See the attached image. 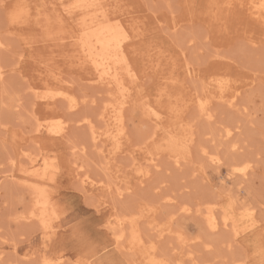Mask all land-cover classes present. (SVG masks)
Wrapping results in <instances>:
<instances>
[{
    "label": "rangeland",
    "instance_id": "1",
    "mask_svg": "<svg viewBox=\"0 0 264 264\" xmlns=\"http://www.w3.org/2000/svg\"><path fill=\"white\" fill-rule=\"evenodd\" d=\"M58 1L0 0V264H264V16L248 0H105L111 15L140 21L128 45L140 79L126 109L128 138L110 160V144L101 153L87 124L104 129L107 90L73 64L70 39L62 37L76 26ZM214 78L241 95L236 108L213 98L208 119L196 98ZM60 85L79 100L76 108L42 99L47 86ZM144 98L162 110L160 129L140 111ZM51 117L67 120L63 135L38 131V120ZM172 136L187 137L176 157L167 147ZM153 154L152 169L146 157ZM43 159L55 163L45 178ZM246 159L253 167L242 177L235 164ZM144 164L150 172L141 183L133 172ZM87 177L97 188L84 187ZM126 181L132 189L118 196L116 183ZM35 190L47 196L46 221L27 217ZM211 206L222 220L215 232L204 218ZM119 219L125 249L111 227Z\"/></svg>",
    "mask_w": 264,
    "mask_h": 264
},
{
    "label": "bare ground",
    "instance_id": "2",
    "mask_svg": "<svg viewBox=\"0 0 264 264\" xmlns=\"http://www.w3.org/2000/svg\"><path fill=\"white\" fill-rule=\"evenodd\" d=\"M69 1H70V3L68 5L64 4V0H62L60 2V4L62 6L63 12H65V14L70 19H73V21L75 22L76 33H73L70 35H65L62 37V40L63 39L64 40L70 39L67 46L70 47L69 51L71 53L69 56L71 57V60L73 61V64L75 65V67L77 69L80 68L86 72L88 71L86 73L87 74L86 79L88 81L95 82L97 85L104 86L107 90V95L105 96L106 99L101 105V107H102L101 108V117H102V121L104 122V129H100L99 127H96L91 120H88L87 124H88V128H89L90 132L92 133V136L95 140V143L98 144L99 147H101V153L106 151V149H102V143L108 142V144H110L111 148L110 149L108 148L107 157L110 155L109 159L112 160L117 153L124 151L123 143H124V140L126 137V130H125V128H126L125 127L126 109H127L128 105H132L134 107V104H132V103H134V100H135V99H133V85H134V83L137 82V80L139 79V76L135 72V69L133 68V65L131 64V62L129 60L128 45H129L130 40L136 35L135 31H136V28L138 30V25H139L138 22H140V21L135 22L134 20H131V21L126 20V19L122 18L120 14L111 15L109 13L110 11L107 8V6H109L111 4L109 2H105V0H69ZM110 1H112V0H110ZM248 2L250 4L249 8L253 9V14H256L258 16H262V15L264 16V0H248ZM128 7H130V6H128ZM130 12H132V11H130ZM138 13L136 12V14H138ZM125 16H126V14H125ZM141 16H143V15H141ZM135 17H137V16H135ZM12 18L16 21H19V19L21 18V13L20 12L14 13L12 15ZM125 18H127V17H125ZM138 18H141V17L139 16ZM177 25H179V23ZM143 26H145V24ZM177 27L178 26H176V28ZM141 36H143V35H141ZM4 40H5V38H4ZM33 41H35V40H33ZM20 43H21V41H20ZM25 43H23V44L21 43V44L24 45ZM252 44H254V43H252ZM255 44H257V43H255ZM1 45H3V42L0 39V46ZM33 45H34V43H33ZM22 49H23V47H22ZM22 51H24V50H22ZM130 55H131V53H130ZM134 55H136V54H134ZM132 56H131V58H132ZM135 58H137V57H135ZM52 62H53V60H52ZM159 64H157V65L153 64V65H155V67H152V68L150 67V68L152 70H154V68L160 67ZM189 71H190V74L193 78L198 75L193 67L190 68ZM70 75H72V74H70ZM63 76H64V73H63ZM75 76H77V75H75ZM225 77H226V75H225ZM71 79H72V77H71ZM65 80H67V79L65 78ZM80 80H82V79H80ZM168 80L170 81V83H174L177 81L175 76H173V75H171L170 79L168 78ZM224 80H226V79H224ZM224 80L215 79V80H213V82H210V83L204 82V84H202V86H203L202 87L203 89L201 90L202 98L199 97V95H198V98H196L200 102L199 105L201 108L200 111L202 113V116L204 115L208 119L213 118L214 114L212 113V111H210V108H209V104L213 100V98H218L222 103H224L225 105H227L228 107H231V108H236L239 105V97L241 95L240 88L237 87L234 91L231 92L230 83L227 81H224ZM83 81H85V80H83ZM65 82H68V81H65ZM59 84H61V83H59ZM38 93H39V90H38ZM42 97H43L42 99H47V100H52V99H55L56 97L66 99L68 104H69V108H73V109L76 108L80 103L79 100L74 95H72L62 85L57 86V87L47 86L46 91L44 92ZM145 98H147V96ZM147 100L148 99H145L144 102L142 103V109L140 111L143 110V113L145 114V116L147 115L146 117H149L152 120V122L154 121L155 127L160 129V127H158V126L160 125V123H162L161 122V119H162V112L161 111L162 110H160L158 108H154V106H152L151 103ZM139 104H138V106H139ZM56 109H57V107H56ZM138 109H140V107H138ZM140 117H142V116H140ZM149 118H148V120H149ZM55 119L56 118L51 117L49 119H45V120H47L45 122L39 119L38 120V131L41 132V131L45 130V131H47V134H50V135H63L64 131L67 128V122H66L67 120H61L59 122L58 121L55 122ZM88 119H89V117H88ZM161 129H163V128H161ZM157 132L155 131L153 134L155 135V134H157ZM232 132L233 131L231 129H229L228 131H226V133L224 135V137L226 139H228V141L231 140V138H232V134H233ZM126 138H128V135ZM186 139H187V137L180 138V137L172 136L167 147L170 148L171 153L173 154L174 157H176V155H174V154L178 153V151H180V150L182 151L183 149L187 148ZM128 141H130V140H128ZM125 142H127V141H125ZM233 144H234V142H233ZM234 145H236V144H234ZM136 153L134 155H138ZM145 153L146 152H144V154ZM24 155L28 158V161L31 160V163H37L36 158L34 159L31 155H28L27 153H24L23 157H24ZM215 155H216V153H215ZM218 157H217V159L216 158H214V159L219 161L220 159ZM146 158H148V160H149L148 166L151 165L152 169H153L152 166H157V163L155 162L156 161V155L155 154H153L151 156L149 155ZM146 158H144V159H146ZM210 160H212V159H210ZM212 161H215V160H212ZM106 163H107V165H109L111 163V161H108ZM141 163L142 162H140V164ZM176 163H179V160H176ZM43 165L44 166L42 167V170H41L42 172L40 174L43 178H45L48 174L49 169L55 167L54 166L55 163L53 164V162H51V161L49 162V161L43 159ZM145 166H146L145 164H144V166L139 165L138 167L135 168L136 171H134L135 169L132 168L134 171L133 174H135L137 172L136 175L139 178V181L141 183L144 182L145 176L147 177V175L150 172L149 169L144 168ZM252 167H253L252 161L248 160V159L240 160L237 164H235V169L241 174L242 177L247 176ZM128 173H131V172H128ZM120 174H121V172H120ZM35 176H37V175H35ZM127 176H128V174H127ZM129 176H130V174H129ZM132 177L134 178L135 175ZM126 179H127V177H126ZM93 181L90 182L88 177L81 179V182L84 185V187H86L87 183H89L92 185V188L94 189L97 187H95V184L93 183ZM130 184L126 181L125 186L123 187V186L119 185L118 183H116L115 193L118 196H121L124 194V192L130 191L132 189V186ZM99 189H105L106 190L107 188L100 185ZM35 193L36 194L33 198V201H34L33 202L34 203L33 209H34V211H33V213H30V215L27 217L32 219L33 216H36V217L42 219V221L44 219L46 221V219H47L46 216L48 213L47 196L44 195L43 193L38 192L37 190H35ZM190 210H191L190 207L184 208L185 212H188ZM198 210L200 211V208ZM250 211L251 212H249V213L253 214L254 209L251 208ZM174 215L175 214H172L171 219L174 218L173 217ZM204 218L207 222V226L213 232H215V230H217L222 224V222H221L222 220L221 221L219 220L217 211H216V209H214V206L209 207V209L204 212ZM169 221H170V219H169ZM122 223H123L122 220L119 219L118 221H115V223L112 224L111 227H112V230L114 231V233L117 237L119 246L122 249H125V245H124V243H125V230H124V228H122ZM171 223H173L172 220L170 221L168 228L171 227ZM44 228L46 229V228H48V226L45 225ZM168 233H170V234L173 233L171 228L168 229ZM238 234L239 233L237 231H235V235H238ZM182 239L183 238H181L180 240L182 241ZM185 251H188V250H185ZM190 257L192 259H195V257L193 255H191ZM235 261L236 262H233L231 264H246L245 262H242V261H238V260H235ZM179 262H182V260H179ZM52 263L53 262L48 261L47 259H44V264H52ZM134 264H141V263L136 261Z\"/></svg>",
    "mask_w": 264,
    "mask_h": 264
}]
</instances>
